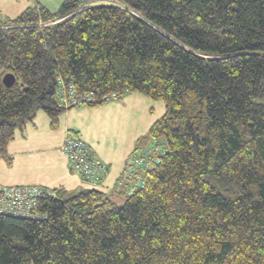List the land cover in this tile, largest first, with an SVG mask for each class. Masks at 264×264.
Returning <instances> with one entry per match:
<instances>
[{
	"label": "trees",
	"instance_id": "16d2710c",
	"mask_svg": "<svg viewBox=\"0 0 264 264\" xmlns=\"http://www.w3.org/2000/svg\"><path fill=\"white\" fill-rule=\"evenodd\" d=\"M68 85L89 108L162 100L138 139L152 167L121 204L55 189L41 219L0 214V264H264V0H63L0 18V158L37 111L57 128Z\"/></svg>",
	"mask_w": 264,
	"mask_h": 264
},
{
	"label": "crops",
	"instance_id": "0c3cea01",
	"mask_svg": "<svg viewBox=\"0 0 264 264\" xmlns=\"http://www.w3.org/2000/svg\"><path fill=\"white\" fill-rule=\"evenodd\" d=\"M109 111L102 106L69 108L59 117L56 129H51L47 116L42 111H37L32 120L15 133L13 140L7 145V160L0 158V185H36L68 192L89 188L70 171L67 160L60 151L64 136L70 131L89 144L94 156L108 166L107 175L97 189L115 200L131 194L130 187H116L129 154L116 161L111 160L94 142L93 127L102 126L99 119ZM96 132L99 133L97 129Z\"/></svg>",
	"mask_w": 264,
	"mask_h": 264
},
{
	"label": "built area",
	"instance_id": "2783aa9c",
	"mask_svg": "<svg viewBox=\"0 0 264 264\" xmlns=\"http://www.w3.org/2000/svg\"><path fill=\"white\" fill-rule=\"evenodd\" d=\"M120 98L118 93H111L102 98L105 102ZM90 93H78L71 85L61 88L56 96V106L59 109L79 106L95 102ZM147 146V151L136 150L132 152L123 168L117 188L129 182L132 187L144 184V173L152 167L149 158L156 149L153 144ZM62 155L67 160L70 171L80 181L90 187L99 186L107 175L108 166L97 159L91 147L72 132H66L60 147ZM43 196H53L51 189L36 185H0V214L16 218L41 219L43 215L37 211L36 202Z\"/></svg>",
	"mask_w": 264,
	"mask_h": 264
},
{
	"label": "rangeland",
	"instance_id": "374dc122",
	"mask_svg": "<svg viewBox=\"0 0 264 264\" xmlns=\"http://www.w3.org/2000/svg\"><path fill=\"white\" fill-rule=\"evenodd\" d=\"M63 0H0V18L12 19L27 7L41 5L51 13H56ZM58 20L52 21L53 24ZM85 106L87 105H82ZM110 110L101 115L100 127H93L94 142L104 151V155L111 160L127 157L136 148H141L138 139L147 136L150 126L164 114L165 108L162 100H152L136 93L126 94L110 103L101 104ZM76 108V106H74ZM61 118V116H60ZM59 118V119H60ZM107 121V122H105ZM105 122V123H104ZM96 129L99 133L96 132ZM20 130L16 127L15 133ZM98 141V142H96ZM150 146H148L149 148ZM146 147L139 149L147 151ZM124 198L116 200L118 204Z\"/></svg>",
	"mask_w": 264,
	"mask_h": 264
},
{
	"label": "water",
	"instance_id": "95a60500",
	"mask_svg": "<svg viewBox=\"0 0 264 264\" xmlns=\"http://www.w3.org/2000/svg\"><path fill=\"white\" fill-rule=\"evenodd\" d=\"M4 86L11 87L14 82V77L12 75H5L2 79Z\"/></svg>",
	"mask_w": 264,
	"mask_h": 264
}]
</instances>
